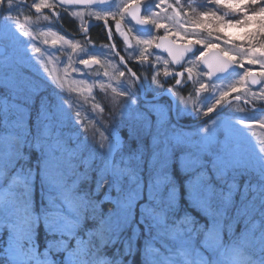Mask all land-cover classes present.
Returning <instances> with one entry per match:
<instances>
[{
	"label": "rangeland",
	"instance_id": "rangeland-1",
	"mask_svg": "<svg viewBox=\"0 0 264 264\" xmlns=\"http://www.w3.org/2000/svg\"><path fill=\"white\" fill-rule=\"evenodd\" d=\"M29 1L35 8L41 3V0ZM194 1L114 0L108 11L88 12L98 13L101 17H112L118 26L123 16L126 17L123 13L132 3L150 4L149 2H152L150 22L155 25L156 23L164 24V27L160 28L161 35L171 38L176 43H193L199 46L198 52L187 59L183 68L188 82L198 83L195 84L198 92H203L207 85H212L207 81V74L199 71L198 63L199 58L208 49L218 48L223 55L238 66L237 72L226 81L209 86L207 99L214 96V101L203 105L197 104L195 97H191L189 101L178 97L180 102L176 109L178 117L181 112L182 117L190 118V121L197 120L216 111L224 102L233 97L254 107L262 108L264 106V36L260 39V45L256 46L253 40L248 41L246 32L251 36L256 30L264 33V8H255L253 12L246 13L244 6L248 3L257 5V0H216V4H223L226 10L229 8L232 12L244 13L243 17H249L247 22L245 24L242 20L224 22V17L201 13L196 25L187 18L190 12L189 6ZM49 3L50 8L41 9H53L57 15V10L60 8L56 6L54 0H49ZM19 9L20 7L7 1L5 15H2L0 22V46L5 49V54L0 57V90L2 94L7 95V97L2 95L0 102L4 122L2 124L7 129L0 138L2 139L0 202L4 196L17 198L22 177L18 173L10 176L8 172L12 169L11 166L14 165L22 144L28 138V131L33 125L30 122L35 124L32 129L40 127V133L34 137L41 138L43 142L38 144L37 141H32L31 145L34 148L38 145L43 147L44 152L41 157L44 159V169L57 170L58 174L65 170L59 177L66 181V175L69 174L66 167L69 164L72 166V161L93 162L95 183L99 186L96 194L104 188L103 200L111 190V185L107 187L109 179H113L112 183L117 189L119 184H124L123 178L135 177L133 182L137 184L139 193L137 196H127V201L133 197L140 199L143 194L145 197H150L149 194H151L150 199L153 203L162 200V205L167 209L175 208L176 183L167 184V175L170 170V159L175 153L173 149L179 148L178 165L175 167L179 170L181 177L185 178L182 184L186 191V200L190 207L206 219L207 227L199 241L194 237V232L181 236L176 230L165 232L162 226L153 227L151 232L156 246L149 245L153 248L147 251L148 259L146 260L150 264H264V186L261 183V181L264 183V113L247 111L240 102H233L235 105H230L224 116L220 115L214 122L198 126L195 131L185 133L167 125V120H171L167 103L162 101H153L149 104L141 102L143 107H149L155 112L153 122L136 123L132 121L129 125L131 131L139 128V134L141 132L151 134V156L148 160V167L136 153L132 156V161L130 160L132 157L127 159L124 155H119L115 161H112L116 154L115 149H112V144L119 143V136L116 132H112L111 142H106L109 160L105 162L99 159L103 153L97 143L100 141L102 145L105 142H102L101 135L107 132L108 127L98 129L100 111H98L95 91L91 85L95 83L92 80L93 76L105 71L115 72L116 67L112 69V61L110 62L108 57L101 56V51L98 50L95 55L84 57L87 48L82 44L76 45L72 39L58 32L51 18L45 16L28 18L25 12L17 11ZM66 14L73 19L82 16V12L76 9H68ZM82 18L78 19V25H82ZM203 27L205 29L211 27L217 34L221 31V41H217V37H213L214 39L206 37L202 32ZM53 40L57 42L53 43ZM153 41L154 37L152 40L145 38L133 41L136 47L128 52V57L145 59L149 55L145 48L151 47ZM106 48L110 52L109 46ZM79 49L83 55H77L76 51ZM87 60L101 61V63H96L95 72H90L91 70L86 68L84 61ZM155 60L163 64V58L155 57ZM251 72L260 77L261 84L258 90H253L247 83V76ZM115 75L117 80L123 77L122 73ZM151 78L148 85L156 94L154 97H158L156 92L157 84H160L159 79L156 74H153ZM127 81L132 90V97L138 96L133 83L128 78ZM47 84L57 90L51 109L47 112V114L51 113L52 121L57 123V132L50 123H46L43 119L37 120L36 117L41 114H36L32 121L26 109V105L30 102L29 97L32 98L34 95L37 97L41 95V92L44 94ZM211 104L213 107L208 109ZM41 108L40 113L43 111L45 113L46 106ZM112 112L115 114H112L114 119L111 116H105L104 113L103 116L108 119L109 123L114 121L119 129H122L119 120H125L124 117L118 118L117 112ZM240 142L244 143L240 144ZM203 157L204 160H202ZM150 166L153 169L151 179L145 183L141 179V173L144 172V168L147 170ZM207 171H209L208 175L204 176ZM244 171L252 173L255 177L257 186L246 187L247 190L243 191V196L249 197L252 204H255L256 210H251V206L242 210L244 217L240 220L242 222L241 231L238 240L233 241L236 245L229 243L223 247L221 243L224 229L227 231L228 238H231L234 230L229 226L237 223L230 217V214L234 209L233 200L237 195L236 189H238L235 177ZM81 174L85 175L87 171L84 170ZM81 177L78 175L73 179L70 190H73ZM46 181L48 184L43 185ZM162 183L166 185L163 186ZM27 184L32 186L36 184L38 189L48 191L43 194L44 196L48 195L49 190L60 189L54 180L43 174L41 184L32 181V177L29 178ZM152 184L155 186H151ZM144 202L143 197V201L138 204L142 212ZM13 208L23 209L18 228L24 227L25 224L31 225L32 216L26 212L20 202H16ZM57 213L62 214L63 212ZM125 214V218H120L122 212H118L111 223L108 218L106 227L109 235L106 237L114 235L121 239L122 233L118 231L126 230L130 232V235L123 233L125 236L128 235L127 244L131 243L134 237L144 244L141 234L148 232L147 218L145 221L142 218L138 219L141 225L135 227L134 223L127 220L128 208ZM114 215L115 212L110 218ZM6 217L8 215L2 216V219ZM64 227L60 228L64 229ZM60 228L57 229L61 231ZM65 231H68L66 227Z\"/></svg>",
	"mask_w": 264,
	"mask_h": 264
},
{
	"label": "trees",
	"instance_id": "trees-1",
	"mask_svg": "<svg viewBox=\"0 0 264 264\" xmlns=\"http://www.w3.org/2000/svg\"><path fill=\"white\" fill-rule=\"evenodd\" d=\"M200 4L203 6L205 5L201 0H195L193 5L189 6L190 12L189 15L187 14L190 21L194 24L196 23V25L198 24V16L203 11H208L207 7L202 8ZM255 8H260V5H251L248 3L244 6V12H253ZM17 11L25 12L28 18L35 17L25 8H20ZM96 32L98 33L97 29ZM99 39L101 42L100 46L108 47L107 42L102 44V42L105 41L104 37L101 36ZM80 50L81 49H79V51ZM45 88L46 91L44 94L41 92V95L37 97L36 95L32 98L31 96L29 97L30 102L26 105V109L32 121L36 114H41V116L36 117L37 120L43 119L46 123H50L54 131L57 132V123L52 121L51 113L47 114V112L51 109L57 90L53 86L50 87L48 84L45 85ZM2 95L7 97V95L2 94L0 90V102L2 101ZM43 97H46V99H42ZM42 106H46L47 108L45 113L44 111L40 113ZM45 114L47 115L45 116ZM2 118L3 117L1 116L0 111V138L7 131V129L3 127ZM30 123L33 125H31V129L28 131V138L24 144H22L19 155L14 165L11 167L13 170H19L24 173L31 174L34 171L37 172L34 181L41 184V175L39 174L41 163L39 162V164H37L35 161L40 160L42 162L43 159L41 158V155L44 150L42 146L35 149L31 144L32 141H37L39 144L40 142H43V140L41 138L34 137L40 133V127L32 129L33 126L35 127V124L33 122ZM98 129L101 130L100 126ZM1 142L2 139H0V148H2ZM106 144L107 143L104 142L101 145L100 141L97 143V146L100 147L101 153H103L99 159H102L105 162H107L108 159ZM139 147L140 145L136 142H128L126 150L127 155L124 156H127V159L132 157L135 153H137V149ZM118 156L119 155H115L114 161ZM1 160L2 158L0 157V161ZM130 160L132 161L133 157ZM93 165V162L86 163L84 161L79 162L78 160L72 161V166L69 164L66 167L69 172V174L66 175V181L61 180L59 177L65 170H63L60 174L54 170L43 171V175L48 176L51 180H54V183L59 185L60 189L57 191H51L48 195L44 196L43 194H46L48 191L42 189L37 190V186L35 184L33 191H30L27 196H30L31 198V202L33 203L32 211L34 212L33 214L37 216V220L36 222L32 221L30 226L18 228V221L14 218L11 221L8 231H0V264H37L30 260L27 261L24 256L25 254L23 255L24 252L22 253L20 249V246L24 248L29 241L35 242L39 253L38 256L49 257L50 263L48 264H68L70 259L73 260V264H92L93 262H103V264H108L106 263L107 259L111 260V264L115 263L117 257H113L111 255L115 246H110L104 241L97 242L96 239L98 235H103L101 231L103 230L106 217L112 216L114 212L119 210V201L126 200V197L129 195L137 196L139 188L136 186L137 184H134L130 177H127L123 178L124 184H119L118 188L115 189V186L112 183L113 179H110L112 184L111 190L108 194L111 197V201H103L102 196L105 190L103 188L101 192L96 194V190L99 186L95 183V173L92 170ZM84 170L87 171V174L85 175L81 174ZM247 173L248 172L245 171L241 172V175L237 178L241 181L244 174ZM78 175L82 176L81 179L74 186L73 190H70L71 182ZM168 175L171 176L170 184L172 185L173 183H176L177 208L167 211V208L164 207L162 203H160V205H155L160 208L161 213H166L164 217L165 221L169 222L172 219H176L175 221H177V223L181 226L189 224V221L191 220L204 222L205 219L185 201L186 191L182 184V180L185 178L181 177L175 167L170 169V173L168 172ZM124 190L126 191V194ZM133 198L129 201L133 200ZM38 199L45 203L48 208L47 211L52 212L53 214H56L59 211L63 212L60 214V218L56 219L55 217H50L45 210L41 208V203ZM141 201L143 200H140L139 202ZM233 202L234 209L231 212L230 217L237 222L234 224V228L238 231V229H241L242 225L240 220L244 217L242 210L250 206L251 203L249 197H244L241 194H237ZM254 207L255 206L251 205L250 209L256 210ZM61 226H65L68 231H65V227L64 229H61ZM58 227L61 231L57 229ZM119 246L124 250L123 246ZM94 247L99 249L103 248L107 254H104L102 250H94ZM58 248L62 250V253H55ZM13 255H15L14 258ZM145 256L146 252L143 253L142 249L138 246V252L125 256L120 264H146V262L143 261Z\"/></svg>",
	"mask_w": 264,
	"mask_h": 264
},
{
	"label": "bare ground",
	"instance_id": "bare-ground-1",
	"mask_svg": "<svg viewBox=\"0 0 264 264\" xmlns=\"http://www.w3.org/2000/svg\"><path fill=\"white\" fill-rule=\"evenodd\" d=\"M183 1L186 2V0H183ZM201 1L203 2V4H205L204 6L200 4L201 7L202 8H206V7L208 8L207 12H204V11H203L204 13L202 12L203 14H206V15L215 14V15L219 16L220 18L224 17L223 18L224 22L242 20V22L245 24L247 22L248 18H249V17H247V18L243 17L242 14H244V13H242V12H241L242 14H240V13H238L239 11H237V12L230 11V9L228 7H227L228 10H226V8H225V6L223 4H216V0H201ZM149 3L150 4H145L143 2H134V3H132L130 5V7L138 5L140 7V20L143 21V20H145L147 18V20L149 22H143L145 25L143 24L142 27L135 28V29H132V28H130L128 26L129 28H127L126 32H127V35H128V37L130 39V41H129L130 51L132 49H135V47H136L133 41H135L137 39H142L143 40L145 38H151V40H152L153 37H154V41H153L152 46L151 47L149 46V47L145 48V49H147V53L149 54L148 57H146V59H148L151 63H153L156 66V68H154L152 71H150V74L159 73L160 72V74L162 75L163 73L165 74L166 71H168L169 67H171V68H176V67H174L172 65V63L170 61V58L166 54H163L159 50L155 49L158 46L159 41H160L161 38H165V40L166 39L171 40V42L174 43L175 45H179V46H182V47L191 46V45L194 46L196 48V52L193 53V55H195L198 52V47L199 46H197L196 44H193V43H182V44L176 43L171 38H169V37H167L165 35H161V29L156 27L155 24L150 22V15H151V12H152L153 3L152 2H149ZM190 5L192 6L193 3L190 4ZM4 7H5V4H4ZM128 9L129 8H127L126 12L124 13L126 15V17L123 16V18L121 19V21L124 24H126V25H128L127 20L129 19V17L127 15ZM187 18L189 19L188 16H187ZM68 20H69L68 18H65L64 21H61V24L62 25L65 24L66 22H68ZM189 21H190V19H189ZM103 22H106V24H107V21L99 19V20L96 21L97 25H94V26H101L104 29V31H101V33L99 35H95L93 33V35H89V37L86 39V38L83 37L85 35L82 33V34L79 35V37H76V38L72 39V42L75 43L76 45L82 44V45H84L87 48L86 53H84V57H87V56H89L91 54L95 55L98 51H101L100 55L103 56V57H108L109 61L110 62L112 61L113 65L116 67V69L114 70L115 72L111 71L110 74H106V73H109V71H105L104 73L100 72L99 74H97V75L92 77V80L95 83H92L91 88L93 86V90L95 91V97L97 99L98 111H100L99 112V118H98V119H100V121H98V122L100 124V128L108 127L107 132L105 131L103 133V135H101V139H103L102 142L105 141L107 143H110L111 139H112V132H116L118 134L119 143L112 144V146H113L112 149H115L116 152H114V153H116V155H120V154L127 155L126 150H127L128 142H130V141L136 142L137 144L140 145L139 149L137 150L136 155L148 167V163H149L148 160H149V157L151 156V146H150L151 134L142 133V132H141V134H139L140 133L139 128L131 131L129 123H131L132 121L136 122V123H140L142 121H144V122L145 121H149V122L152 123L153 122L152 120H154V118H155V115H154L155 112H153L151 110V108H149V107H143L142 104H141V102H143V101H139V97L138 96L132 97L131 87H130V85H128L125 82L124 79L117 80V76L115 74L116 73H118V74L121 73V70L116 66V64H117V62H119L120 59L121 60L124 59V54H123V52H121L117 48H114L115 52H114L113 49H111L110 52H108L106 47L105 48L100 47L101 42H100L99 37L102 36V37L105 38V41L102 42V44L108 42L109 39L113 38L112 33L110 32V29H109V25L107 24L108 31H106L105 24ZM146 24H147V27H146ZM87 28L89 30L90 27L87 26L85 28V30ZM100 30H101L100 28L97 29L98 32ZM202 32L208 38L214 39L213 37H217V41H219V40L221 41V38H222L221 31H218L220 34H217L216 32H214L213 28L210 27V28H206L205 29V27H203L202 28ZM246 34L248 35V41L250 40L249 42H251L253 40V42H254V44L256 46L260 45V39H261L262 36H264V33L262 31H260V30H256L252 34V36L249 33H247V32H246ZM225 37H227V36H225ZM211 51H214L217 54H219L221 57L227 59L228 61H230L233 64V66L236 69H238V66L236 64H234L225 55H223L219 51L218 48H210V49H208L206 51L205 54H207V53H209ZM183 52L186 53V56H185V58H184V60H183V62H182L180 67H185L187 59L192 57V53L186 52V51H183ZM76 53H77L78 56L83 55L82 51H79V50L76 51ZM204 55H202V56H204ZM155 57L163 58V64L161 65L159 62H157L155 60ZM200 58H199V61H198L199 67H200L199 71L202 72V73L204 71L208 75L207 70L202 69L201 66H200ZM87 61L89 63H93L92 60H87ZM85 65H86V63H85ZM96 69H97V64L93 63V65L88 70H91L90 72H93V71L95 72ZM250 75L256 76L258 78V80L260 81V83H261V80H260V77L258 76V74L254 73V72H251V73L248 74V76H250ZM167 76L168 77H173V74H170V75H167ZM248 76H247V79H248ZM127 77L132 83H134V81L131 79L130 76H127ZM175 77L177 78V83L174 84V85L175 86H179L180 77L179 76H175ZM138 79H139V82L141 84H144L143 83L144 79L147 81L148 78L147 77H143V79H141L139 77ZM224 81H226V80H224ZM224 81L210 82V83H214V84L207 85L205 87L204 91L200 92L199 97L196 98V103L197 104L200 103V104L204 105L205 103H210V102L214 101V99H215L214 96L211 99H207V97L209 95V91H208L209 90V86H213V85H215V83H222ZM196 83L197 82H193V81L188 82L187 84H185L183 86V90H185L188 93H190V92L193 93V92L197 91L196 90V85H195ZM247 83H248V81H247ZM135 86H136V84H135ZM175 86H169L167 83H163V84H161V83L159 84L158 83L157 84V88H158L157 89V93L159 95H161V96L168 95V97H169V95H174L172 90L174 88H176ZM142 87H143V85H142ZM136 88H137V86H136ZM253 90H258V89H253ZM143 92H144V88H143ZM154 98H156V99L152 100V102L156 101V100L157 101L160 100L159 96H158V98L157 97H154ZM154 98H152V99H154ZM147 103H149V102H146V104ZM230 105H235V104L233 102L230 103L224 109L220 110L219 112L215 113L213 116H211L208 119H206L202 124H199L197 126L190 127V128H196L198 126H204V125H208V124L214 122L216 119L219 118L220 115L221 116L225 115V113L228 110V107ZM259 105H262V104H259ZM212 107H213V105L211 104V105H209L208 109H211ZM256 107L257 108H261V107H258V106H256ZM262 108H264V106ZM95 110H96V108H95ZM245 110H247V111L249 110L251 112H255V111H252L251 109L246 108V107H245ZM112 111L117 112V117L118 118L122 119L124 117L125 120H119L120 124L122 125V126H120V127H122V129H119V126L117 124H115L114 121L109 123L108 119H106L103 116V113H104L105 116L106 115L107 116H111L114 119V117L112 116V114H114V113ZM256 113H258V112H256ZM260 113H264V112H260ZM208 115H210V114L202 116V118L207 117ZM182 116H183V114L180 112V117H182ZM117 117L115 116V118H117ZM176 117H177V113H176ZM202 118H199V119L194 120V121L179 122V124L180 125H184V123L197 122V121L201 120ZM172 119H173V117H172ZM177 120H178V118H177ZM206 121H207V123H206ZM174 122L177 125V122L175 120H174ZM225 126L226 127H230L228 125H225ZM174 129H176L178 131H183V132L185 131L183 129V127H181V128L175 127ZM243 143L244 142H240V144H243ZM116 146H117V148H116ZM106 150H107V147H106ZM173 151H175V153H174V156L170 159L171 163H170L169 169H171L172 167H175V166L178 165V162H177V157L178 156L177 155H178L180 149L179 148H174ZM251 151H252V148H251ZM178 160L180 162V159H178ZM202 160H204V157H203ZM39 162H40L39 160L35 161V163H37V164H39ZM176 170L180 174V172H179V170L177 168H176ZM209 171H210V169H209ZM209 171H207L204 176H207ZM152 172H153L152 166H150L147 170L144 168V172L141 173L142 181L145 182V183H148V181L151 179L150 175L152 174ZM169 173H170V170H169ZM167 177H168V182H167V184H168V183H170L171 176L167 175ZM133 179L135 180V177H133L131 180L133 181ZM261 183L264 186L263 181H261ZM155 184H152L151 186L154 187ZM162 185L165 186L166 184L162 183ZM254 185H256L255 184L254 175L252 173H247L242 178V180L239 182L238 189H236V193L237 192L246 191L247 190L246 187H253ZM149 195H150V197L152 196L151 194H149ZM150 197H146L145 198V202H144L145 204L153 203V200H151ZM136 200H138V199L136 198ZM250 203H251L252 206H255V204H252L251 201H250ZM147 210L151 214H157V213H159L161 211L160 208L158 206H155V205L154 206H149L147 208Z\"/></svg>",
	"mask_w": 264,
	"mask_h": 264
},
{
	"label": "water",
	"instance_id": "water-1",
	"mask_svg": "<svg viewBox=\"0 0 264 264\" xmlns=\"http://www.w3.org/2000/svg\"><path fill=\"white\" fill-rule=\"evenodd\" d=\"M6 1H13L19 5L25 6L30 10V12L33 15H36V16L44 15V14H50L52 16V18L54 19V22L56 23V25L67 36L75 37V38L79 37V35H72L71 33H69L68 31H66L64 29V27L61 25V23L59 22V20L57 18L58 16L54 13L53 9H40L39 11H37V8L31 6L26 1L22 2L19 0H2L0 3V17H1L2 10H3L4 4ZM113 1L114 0H54V3L63 9H70V8H74V7L75 8H86V7L106 8V7H109ZM128 8L129 9H128L127 15L129 17V19L133 22L135 28L142 27L144 23L141 22V20H140V7L138 5H135V6H131V7L129 6ZM103 23L105 24L106 31H108V27H107L106 22H103ZM94 25H97V23L88 22L87 26L92 27ZM146 27H147V24H146ZM87 32H88V28L85 30V32L83 34L86 35ZM109 41L111 43L112 49L115 52L114 45L112 44L110 39H109ZM155 49L159 50L163 54H166L170 58L172 65L176 68H180V66H181V64H182V62L186 56V53H184L183 51L190 52L192 54L196 52V48L192 45L182 47L179 45H175L174 43L171 42V40H168V39L165 40V38L160 39L159 44ZM4 53H5V49L0 46V57H3ZM119 64H120V66H122L124 68V70L128 73V75L131 77V79L136 84L142 101L152 102V100L156 99V98L145 99L142 84L139 82V79L137 78V76L129 69V67L123 62V60L120 59ZM92 65H93V63H88V64H86V67L90 68ZM200 66L202 69L207 70V72H208L207 79L209 82H220V81L227 80L231 75H233L237 72V69L233 66V64L230 61L221 57L219 54H217L214 51H211V52L205 54L204 56H202L200 58ZM247 81H248V84L253 89H258L260 87L261 83L258 80V78L254 75L248 76ZM169 98L172 101V117H173V120H175L177 122L178 126L183 127V128H190V127H194V126H197L199 124H202L206 119L213 116L215 113L219 112L220 110L224 109L227 105H229L232 102H240L244 107L249 108L252 111H255L258 113L264 112V108L254 107V106L248 104L247 102L245 103L244 101L240 100L239 98L233 97V98H230L229 100H227L226 102H224L216 111L212 112L207 117H204L197 122L184 123V125H180L179 121L177 120V117H176V107H175L176 105H175L174 96L169 95Z\"/></svg>",
	"mask_w": 264,
	"mask_h": 264
},
{
	"label": "flooded vegetation",
	"instance_id": "flooded-vegetation-1",
	"mask_svg": "<svg viewBox=\"0 0 264 264\" xmlns=\"http://www.w3.org/2000/svg\"><path fill=\"white\" fill-rule=\"evenodd\" d=\"M10 2L12 4L16 5V6L18 5L17 3L13 2V1H10ZM26 2L32 4V2H30L29 0H26ZM23 7H25V6H23ZM109 7H106V8H90V7H87V8H76V10H80L82 12V16L80 17V18L83 17L81 19L82 25H78V23H77L79 21L78 19H80V18H78V19L70 18L66 14V10H64V9L57 10V12H58V20L61 23V21H64L65 18H68L69 19L68 22H66L63 25L61 24V25L64 27V29L66 31H68L72 35H80V34L85 32V28L87 27L88 22H95L96 23V21L99 20L98 18H96L95 15H91L88 11L104 12V11L110 10ZM25 9L30 11L27 7H25ZM43 16L52 18V16L50 14H44ZM100 20L107 21V24L109 25L110 32L112 33V36H113V38H111L110 40H111V42H112V44L114 45L115 48H117L118 50L123 52V54H124L123 61L129 67V69L138 78L139 77L141 79H143V77H147L148 78L147 81L144 79V82H143L144 84H142L143 88H144V92L143 93L146 95V96H144L145 99H152L154 96H156V94L154 93L153 89L151 90L150 86L148 85V82L150 80H152L151 76L153 74L157 75V78L159 79V82L161 84L167 83L169 86H175L174 84L177 83V78L175 76H179L180 77L179 86H175L178 90L176 88H174L172 90L173 94H174L173 96H174L176 108H177V105L180 104L178 97H182L184 101H189V99L191 97H195V98L199 97L200 92H198V91H195L193 93H191V92L188 93L185 90H183V86L185 84H187L188 81H189L185 77V74L183 73L184 72L183 71L184 67H180V68H171V67H169L168 71H166V73L165 74L163 73L162 75L160 74V72L159 73L150 74V71H152L154 68H156V66L153 63H151L148 59H146V58L145 59H140V58L131 59V58L128 57V55H129L128 52L130 51V46H129L130 39H129L126 31H127V28H129V27L132 28V29H135V26H134V24H133V22L131 20H129V19L127 20L128 25H126L122 21L118 20L119 23H120V24H118V26L116 25V21H114L115 19H113L112 17H110V18L109 17H103V19H100ZM55 27L57 28V31L60 32L61 34H63L64 36H66V37H68L70 39L75 38V37L67 36L56 25V23H55ZM99 28L101 30L97 33L96 29H99ZM101 31H104L103 27H101V26H92V28L90 27L88 32H87V34L85 36H83V37L87 39L89 37V35H93V33L95 35H99L101 33ZM107 44H108V46H109V48L111 50L112 46H111L110 41H108ZM116 66H118V68L121 70V73H122V76H123L121 79L126 80L125 82L127 83L128 81H127L126 77L129 76L128 73L124 70V68L122 66H120L119 62H117ZM170 74H173V77H168L167 76V75H170ZM211 84H214V83H211ZM134 87L138 91V89L136 88L135 84H134ZM158 96L160 98L159 101L165 102L169 106V117H171V120H167V125L169 127H173V128H175V127L181 128L180 126L176 125V123L172 119V101L170 100L168 95L161 96V95L158 94ZM138 97H139V100L142 101V99H141V97L139 95V91H138ZM159 101H157V102H159ZM142 103H146V102L143 101ZM147 104H149V103H147ZM177 118H178L179 122L190 121V118L180 117V116L178 117V114H177ZM206 123H207V121H206ZM183 129L184 130H190L192 128H190V129L183 128Z\"/></svg>",
	"mask_w": 264,
	"mask_h": 264
},
{
	"label": "snow or ice",
	"instance_id": "snow-or-ice-1",
	"mask_svg": "<svg viewBox=\"0 0 264 264\" xmlns=\"http://www.w3.org/2000/svg\"><path fill=\"white\" fill-rule=\"evenodd\" d=\"M50 7H51V4L49 3V0H41V3L39 5H37V11H39L41 8H50ZM91 14L92 15H95L96 18H98V19H103V17H101L98 13H91ZM141 22H149V21L146 18L145 20H143ZM152 22H155V21H152ZM156 27H158V28L164 27V24H162V23H156ZM52 42L53 43H56L57 40H53ZM92 62L93 63H101V61H99V60H93ZM84 63L87 64L89 62L88 61H84ZM111 68L112 69H115V66L112 65ZM106 74H110V72L109 73H106Z\"/></svg>",
	"mask_w": 264,
	"mask_h": 264
}]
</instances>
